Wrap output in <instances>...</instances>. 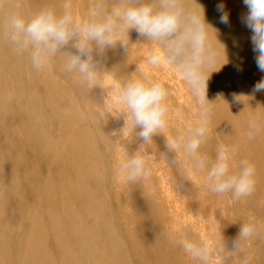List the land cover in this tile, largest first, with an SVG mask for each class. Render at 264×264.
Returning a JSON list of instances; mask_svg holds the SVG:
<instances>
[{
	"label": "rangeland",
	"instance_id": "1",
	"mask_svg": "<svg viewBox=\"0 0 264 264\" xmlns=\"http://www.w3.org/2000/svg\"><path fill=\"white\" fill-rule=\"evenodd\" d=\"M234 1L195 0L203 9L205 21L212 26L208 29L210 39L212 42H219V45L215 44L217 61L209 74L206 86L205 95L208 97L206 99L209 100L210 104H213V100H215L209 93L210 89H216L220 84L230 90L233 87L235 88V72L237 70L249 66L244 75L247 85L254 80V83H256L264 77L263 72L254 71L253 65L256 64V54L253 50H243L238 46L236 49L225 47L227 44L222 47L220 42V39L223 41L225 31H230L233 26L235 27L236 18H241L243 14L242 8L244 6L241 1ZM63 2L64 0H56L58 5ZM71 2L77 17H79L91 4L92 0H71ZM221 2H223L224 10L228 12L229 22L227 24L221 23L219 19L220 12L217 10V4ZM189 3L194 4V0H189ZM199 5L194 6L199 7ZM2 6L5 11L7 6H18L26 13L41 7L34 0H0V7ZM3 30L4 20L0 17V36L3 35ZM244 31L248 32L250 30L245 27ZM224 39L227 41V36ZM156 47L158 45L154 41L147 40L135 29H129L127 45H121L117 42L114 47L107 48L103 56L98 58L106 72L102 75L100 84L91 87L87 94L82 93L81 89L73 84L71 76L60 71L59 67H57L55 75L60 82L58 83L57 79L51 77L47 79V82H57L61 86V92L68 94L72 103H75L74 108L80 116L79 126L81 129L79 133L82 135L90 134V139L94 141L93 143L99 153V162L96 161L99 165L96 164V167L102 170L101 175L91 177L92 174L83 171L85 172L83 181L86 188L88 190L89 188L91 190L96 189V193L93 194V208L91 209L90 205L85 206L80 201L85 193L81 196H75L72 202L73 215H78L80 212L83 215V222L88 225L95 221L98 227L97 233L101 236L107 234L108 228L113 229L111 243H116V246L106 249V254L111 253L110 255L114 257L113 263L120 259L121 264H161L160 256L156 252L158 249L156 241H160L164 246V256L170 264H198L182 248L171 243L164 233L175 237L184 224L190 223L192 233L203 238L210 236L214 231L217 219L222 225V235L230 245L238 234L240 222H245L255 210L248 200L246 202L234 201L229 193L213 194L210 192L203 180L206 170L193 173L183 152L178 151L175 154L167 147L166 139L170 138L173 132L181 131L186 121L199 118L198 100L191 96L182 74L174 66L163 60L156 66L146 62L145 58L148 56L150 49ZM66 48L73 53L76 51L71 47V43ZM112 70L116 71L118 76L142 72L152 78L162 80L168 90L167 100L170 105V112L166 126L160 129L158 133L153 134L152 142H149L148 146L145 147V150L150 152L153 157L152 176L147 180H141V182L130 185L119 174L117 165L126 158L127 154L132 155L143 141L139 137L133 135L130 138L126 132H121L124 123L122 115L113 117L109 114L103 121L95 115V112L100 110L99 106L103 104V101L106 105L112 104L116 87L119 84V81L113 77ZM39 78L40 73L30 67L26 54L16 53L13 46L0 37V97L23 95L26 91V83L32 80L34 86L31 90L36 97V102L39 104L38 107H41L38 112H40L41 119L45 118L43 131L45 135L51 137L44 147L49 150L60 149L64 143L60 144V142L53 139V136L57 133V120L51 112L52 108L47 105L48 101L51 106L56 107L57 101L52 96L47 97L46 101L44 83H39ZM1 79L12 80L13 90L10 92L4 91ZM50 88L54 89L53 86H50ZM254 93L256 102L264 109V90ZM230 95L236 100L239 98V93L235 89L231 90ZM77 104L79 105L78 109L76 108ZM22 114L25 116L26 112H18L15 124L29 127L22 123L24 119ZM113 114L115 113L113 112ZM32 124L34 128L31 127L32 130L27 135L24 136L23 132L20 135L22 153L27 149L28 140L34 138L35 131L38 130L39 123L34 121ZM43 131L40 133L41 135H44ZM207 137L204 147H207L208 151L205 149L204 153L212 158L225 140L220 136L218 129L211 124L208 127ZM72 142L82 152L88 150L85 143L78 144L76 140L72 139L71 145ZM255 143L258 146H261V144L264 146V142L261 143L259 138L255 139ZM4 149L6 151V148L0 143V169H2L5 176L12 180L19 176L26 179L29 175L27 173V163L23 165L20 163L22 161H17L20 164L18 167L16 165L8 166L6 162L9 161V157ZM33 150L34 155H37L35 161L37 164L58 168L53 165L54 162H57L56 160L53 162L52 158L47 159L46 156L42 159L39 144L35 143ZM84 160L82 157V166L89 167V162L84 163ZM77 161H80V159H77ZM74 163L77 165L73 154H64L62 159L59 158V167L61 168L72 166ZM235 165L233 160L230 166L235 168ZM91 179H95L93 185ZM38 190L41 189L38 187ZM5 193H8V197H4L7 205L18 210V213L24 217L27 211L24 210L18 195H14L16 193L11 190H6ZM33 194L39 196L37 193ZM138 203L141 206L140 208H137V206L139 207ZM87 207L89 210H87L85 216L83 210ZM103 209L105 215L101 212V215L97 216V213L94 214L91 211L99 212ZM143 211L147 217H144ZM33 212L37 213V211ZM26 225L27 221L25 219V228ZM49 238L47 237V239ZM52 240L50 239V241ZM245 248L250 257L249 264H262L260 259L264 257V245L260 241L259 234L254 240L246 242ZM92 251L93 255L95 252L99 253L97 255L104 254L105 247L97 241L92 246ZM240 260L241 256L237 254L233 256L229 264H240ZM57 262H59V259H55V263ZM210 264H220V262L212 261Z\"/></svg>",
	"mask_w": 264,
	"mask_h": 264
},
{
	"label": "clouds",
	"instance_id": "2",
	"mask_svg": "<svg viewBox=\"0 0 264 264\" xmlns=\"http://www.w3.org/2000/svg\"><path fill=\"white\" fill-rule=\"evenodd\" d=\"M242 2L246 12L241 22L250 30L255 63L264 72V0ZM194 5L199 4L195 0L194 4L189 0H92L79 17L71 0L59 5L56 0H49L27 13L18 6H7L3 38L16 53L26 54L34 71L57 79L55 72L59 67L86 94L100 84L106 72L98 58L117 42L127 45L129 29L154 41L158 47L150 49L146 62L156 66L163 60L174 66L182 74L191 96L198 100L199 118L186 121L181 131L173 132L166 139L167 147L175 154L182 151L193 173L206 170L203 180L210 192L229 193L235 201L254 193L256 166L248 158L240 159L235 168L230 166L239 151V141L224 142L212 158L199 151L208 139L214 113L205 93L209 74L217 61V49L209 36L208 29L212 26L205 21L202 7ZM217 10L220 22L227 24L229 17L223 2L217 4ZM70 43L76 50L74 53L66 49ZM111 72L119 81L112 104L103 101L95 115L101 121L109 114L122 115L121 132L142 139L139 148L117 165L119 174L130 185L152 176L153 157L145 147L152 142L153 134L166 126L170 112L168 90L162 80L142 72L119 76L116 71ZM261 90H264V77L253 86V92ZM245 123L243 136L251 140L264 131V113L251 112ZM221 229L216 219L210 236L202 238L193 234L190 223L184 224L175 237L164 235L198 264L212 261L229 264L237 254L241 256L240 264H249L245 243L264 230V222L254 215L248 216L245 222H240L238 234L230 245Z\"/></svg>",
	"mask_w": 264,
	"mask_h": 264
},
{
	"label": "bare ground",
	"instance_id": "3",
	"mask_svg": "<svg viewBox=\"0 0 264 264\" xmlns=\"http://www.w3.org/2000/svg\"><path fill=\"white\" fill-rule=\"evenodd\" d=\"M34 1L40 6L49 2V0ZM239 1L243 4L242 0ZM243 6L242 12L244 14L246 6L244 4ZM0 17L4 20L5 8L3 6L0 7ZM235 22V27L233 26L230 31L226 30L225 36H223L224 38L227 36L228 40L225 41L223 38L222 41L220 39L222 47L227 44L225 47L236 49L238 46L243 50H253L249 39L250 31H244L246 26L241 22V18H236ZM0 37L3 38V35ZM213 44L219 45V42H213ZM253 66L254 71L259 72L256 64ZM248 67L246 66L244 69L235 72V88L233 87L231 90L235 89L239 93L238 100L230 95L231 90L224 87L223 84H220L216 89L209 90L210 95L215 99L212 104L214 113L210 124L218 129L220 136L225 140L224 142L239 141V151L234 158L235 167L238 166L239 160L244 158L251 159L255 163V191L250 197L241 198L242 200L239 199V201L246 202L248 200V202H251L255 210L251 215L264 222V146L261 144L264 142V131L251 140L243 136L246 128L245 122L249 114L251 112L264 113V109L256 102V96L253 92L255 80L248 85L245 81L244 75ZM233 71L235 70L233 69ZM48 78L50 79L48 75L40 73L39 83H44L46 101L47 97L50 96L57 101L56 107L51 106L48 101L47 105L52 108L51 112L57 120V133L53 136V139L60 142V144L64 143L60 149L49 150L44 147L51 137L45 135L43 131L45 118L41 119L40 112H38L41 107H38L39 104L32 93L31 88L34 86L32 80L26 83V91L23 95L0 97V105H2L0 107V143L6 148V151L5 149L4 151L7 152L6 154L9 157L6 164L10 167L15 165L18 167L20 164L17 161H22L20 163L23 165L27 163V173L29 174L26 179L19 176L12 180L7 178L0 169V264H121L120 259L113 263L114 257L110 255L111 253L106 254L107 248L116 246V243H111L113 229L108 228L107 234L101 236L97 233L98 227L95 221L88 225L83 222V215L80 212L78 215H73L72 202L75 196H81L85 193L80 201L85 206L90 205L91 209L93 208V194L96 193V189L91 190L89 188L88 190L86 188L83 175H85V172L92 174L91 177L101 175L102 170L96 167V164L99 165L96 163V161L99 162V153L93 143L94 141L90 139V134L82 135L79 133L81 129L79 126L80 116L75 110V103H72L69 95L61 92V86L58 84L60 80L57 79L58 83L55 81L47 82ZM1 81L4 85L2 88L4 91L10 92L13 90L12 80L1 79ZM50 86H53L54 89ZM23 111L26 112V115L22 114L24 117L22 123L29 127L15 124L18 112ZM34 121L39 123L38 130L35 131V137L28 140L27 149L22 153L20 135L22 132L24 136L27 135L34 128L32 124ZM42 131L44 135L40 134ZM256 138L261 141V146L255 143ZM72 139L76 140L78 144L85 143L88 150L82 152L72 142L73 147L71 145ZM35 143L39 144L42 159L46 156L47 159L52 158L53 162L54 160L57 161L53 164L58 167H56L57 169L39 165L35 162L37 156L34 155L33 150ZM205 149L208 151L207 147L205 148L203 145L199 151L204 153ZM64 154H73L77 165L74 163L72 166L59 167V158L62 159ZM82 157L83 160L86 158L84 163L89 162V167L82 166ZM77 159H80V161H77ZM94 182L95 179H91L92 185ZM38 187L42 191H37ZM6 190H11L16 193L14 195H18L24 210L27 211L24 214L25 218L18 213V210L7 205L4 199V197H8V193H5ZM33 193H37L39 196H34ZM33 206V211H37V213L32 211ZM140 207V205L137 206V208ZM87 210H89L88 207L83 210L85 216ZM91 211L94 214L97 213V216L101 215V212L105 215L104 209L99 212ZM143 214L144 217H147L144 211ZM25 219L27 221L26 228L24 227ZM259 236L261 243L264 245V230H261ZM50 239L53 240L50 241ZM97 241L105 247V252L104 254L100 253V255L95 252L94 256L92 246ZM156 245L158 248L156 252L160 256L161 264H170L164 256L162 243L156 241ZM55 259H59V262L55 263ZM260 260L264 264V257Z\"/></svg>",
	"mask_w": 264,
	"mask_h": 264
}]
</instances>
